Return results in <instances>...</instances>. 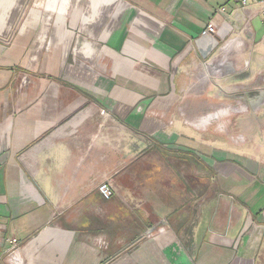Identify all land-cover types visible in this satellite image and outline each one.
<instances>
[{
    "label": "crops",
    "instance_id": "obj_1",
    "mask_svg": "<svg viewBox=\"0 0 264 264\" xmlns=\"http://www.w3.org/2000/svg\"><path fill=\"white\" fill-rule=\"evenodd\" d=\"M61 3L0 0V264H264V17Z\"/></svg>",
    "mask_w": 264,
    "mask_h": 264
},
{
    "label": "built area",
    "instance_id": "obj_2",
    "mask_svg": "<svg viewBox=\"0 0 264 264\" xmlns=\"http://www.w3.org/2000/svg\"><path fill=\"white\" fill-rule=\"evenodd\" d=\"M236 11H242L248 15L250 13L251 16H263L264 17V0H236ZM219 12H224L223 9L219 10ZM213 35L218 36L221 34V29L217 27V25L212 21L210 22L203 35ZM106 111H102L103 116L106 115ZM99 193L105 198L110 199L114 194V188L112 185V182L110 180H106L98 188ZM151 236V235H149ZM103 245H105V242H101ZM10 249L8 251V260L11 262V264H23L21 257L19 256V242L16 239L10 240Z\"/></svg>",
    "mask_w": 264,
    "mask_h": 264
},
{
    "label": "water",
    "instance_id": "obj_3",
    "mask_svg": "<svg viewBox=\"0 0 264 264\" xmlns=\"http://www.w3.org/2000/svg\"><path fill=\"white\" fill-rule=\"evenodd\" d=\"M195 44L201 58L204 61H208L215 52L221 48V39L218 36L205 34L202 35Z\"/></svg>",
    "mask_w": 264,
    "mask_h": 264
},
{
    "label": "rangeland",
    "instance_id": "obj_4",
    "mask_svg": "<svg viewBox=\"0 0 264 264\" xmlns=\"http://www.w3.org/2000/svg\"><path fill=\"white\" fill-rule=\"evenodd\" d=\"M30 2H34V1H36V0H29ZM50 0H45V4L47 3V2H49ZM68 1V0H67ZM34 5H36L35 7H37L38 8V6H37V2H35V3H33ZM48 5V4H47ZM46 7V6H45ZM61 8H62V11L64 12L65 10L67 11V12H69V4H66L65 3V0H63V3H61ZM42 9V8H41ZM43 9H44V7H43ZM80 9H81V7H79V9H78V12H80ZM53 24V23H52ZM52 29V28H51ZM207 112H208V110H207ZM206 114H208V113H206Z\"/></svg>",
    "mask_w": 264,
    "mask_h": 264
}]
</instances>
